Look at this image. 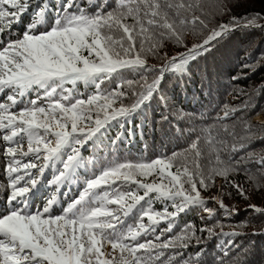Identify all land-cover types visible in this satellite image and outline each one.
<instances>
[{
  "label": "snow or ice",
  "instance_id": "snow-or-ice-1",
  "mask_svg": "<svg viewBox=\"0 0 264 264\" xmlns=\"http://www.w3.org/2000/svg\"><path fill=\"white\" fill-rule=\"evenodd\" d=\"M75 4L76 0H65L63 7L56 6L55 19H49L41 30L50 7L38 0L33 20L22 34L0 39V94L6 96L0 102V172L5 195L4 209L0 211V264H165L166 261L167 264H199V256L204 252L201 245L205 242L195 237L194 228L192 236L164 239V232L172 230L178 212L190 205L205 203L195 180L198 173L201 176L203 173L197 166L194 170L183 167L181 171L177 167L175 173L171 171L178 160L175 153L148 163H112L99 176L87 181L79 198L69 203L62 214H54L55 195L36 210L29 206V201L46 169L57 161L63 167L49 183L60 185L71 180L81 163L80 149L74 145H85L112 121L123 120L154 96H159L167 105L168 98L160 91V81L166 72L185 70L189 61L210 52L227 33L238 27H260L255 23L259 17L241 25L233 16L229 23L218 25L207 38L193 43L186 52L165 56L162 66L157 67L148 64L147 57L161 45L145 48L148 33L159 41L167 39L180 44L189 23L188 13L195 11L194 5L179 0H122L119 7L106 14L104 6L99 4L96 7L100 10L89 15L82 8L72 11ZM223 7L227 9L228 4ZM31 8L32 0H0V37L20 23ZM129 19L133 23H127ZM191 22L205 27L204 21L194 14ZM124 71L141 76V87H146L130 107L114 108L113 104L124 97V91L102 89L101 83L121 77L122 83L117 89L133 88L131 80L123 81ZM148 75L152 76L150 83ZM78 82L95 85L97 94L89 95L86 100L76 98ZM69 84L72 87H66ZM32 91L36 92V99L25 103L26 93ZM41 100L44 103H38ZM18 105L24 107L14 111ZM93 114L94 127H89ZM229 116L225 111L222 119ZM25 141L27 150H24ZM66 148L71 154H66ZM190 148L199 158L198 144L193 142ZM65 155L66 160L62 159ZM256 163L264 168V157ZM242 166L243 161L229 162L218 174L227 176ZM138 176H154L161 182H144ZM198 183L207 187L204 178ZM185 184L190 187L185 188ZM124 185L143 189V195L122 190ZM233 186L244 194L239 185ZM151 193L171 201L176 211L154 212L150 207L141 208L138 226L128 225L125 230L126 218L141 201L151 199ZM177 200L180 202L176 203ZM249 208L264 214V207L253 204ZM225 211L235 214L231 209L225 208ZM145 217L148 225L142 222ZM162 221L167 222L168 228L155 235L156 242H141L142 236L156 233ZM200 231L214 235L211 228ZM193 237L200 250L195 260H185L178 249L192 246ZM168 251L175 252L176 258L167 256Z\"/></svg>",
  "mask_w": 264,
  "mask_h": 264
},
{
  "label": "trees",
  "instance_id": "trees-1",
  "mask_svg": "<svg viewBox=\"0 0 264 264\" xmlns=\"http://www.w3.org/2000/svg\"><path fill=\"white\" fill-rule=\"evenodd\" d=\"M37 2L38 0H32V8L21 22L6 31L0 39L22 34L25 26L33 20ZM40 2L50 7L44 25L41 26L43 30L49 19H55V7L59 2L63 7L65 0ZM121 2L122 0H76L72 11L82 8L87 14L94 15L100 10L96 6L102 4L106 14L119 7ZM179 2L190 3L195 9L194 13L191 10L188 13L189 23L183 30L182 42L177 44L174 40L167 39L159 41L149 32L145 48L157 43L161 48L148 54V64L161 67L165 56L186 52L193 43H201L202 39L207 38L218 25L229 23L233 16L237 17L241 25L258 16L255 23L260 27H238L227 33L210 52L189 61L185 70L166 72L160 81V91L168 98L167 105L159 96H154L123 120L112 121L85 145H74L80 149L81 165L75 170L71 180L53 185L49 183L52 178H46L45 188H42L39 198L31 200L30 207L33 210L39 209L47 199L55 195L54 214H62L69 203L79 198L87 181L99 176L112 163H148L175 153L178 160L173 163L171 171L175 173L177 167H181V171L183 167L194 170V166H197L200 173H203V176L198 173L195 180L205 203L193 204L183 212H178L173 220L172 230L164 232V239L192 236L191 229L194 228L195 237L205 242L201 245L204 252L199 256V264H264V214L249 208L253 204L264 207V168L256 163L264 157V0ZM225 4H228L227 9L223 7ZM193 14L204 21L205 27L191 22ZM127 23L131 24L133 21L129 19ZM113 35L119 38L117 34ZM122 79L131 80L133 88L117 89L122 83L121 77H113L101 83L102 89L124 91V97L113 104L114 108L130 107L146 87H141L142 77L134 72L124 71ZM151 80L152 76L148 75L147 81L150 83ZM66 87L72 86L69 84ZM75 87L78 99L86 100L89 95L97 94L93 84L78 82ZM5 99V94H0V102ZM33 99H36V92L26 93L25 103ZM38 103L44 102L41 100ZM23 107L24 105H18L13 110L18 111ZM225 111L230 113L228 119H222ZM256 117H261L262 120H256ZM94 120L93 114L89 127H94ZM193 142L198 144L199 158L190 148ZM66 154H71V150H67ZM62 159L66 160V155ZM241 161L243 166L238 171L229 172L227 176L218 174L220 168L229 166V162L235 164ZM62 167V163L57 161L51 166L52 175L49 177L58 175ZM201 178L206 180L207 187L199 185ZM137 179L148 183L161 182L154 176H138ZM3 185V174L0 172V211L4 209ZM233 185H239L244 194L241 195ZM189 187L185 184V188ZM122 190H132L143 195V189L137 190L134 185H124ZM150 197L151 199L141 201L137 209L126 218L125 230L128 225L138 226L141 208L147 210L150 207L154 212L176 211L171 201L160 199L155 193H151ZM179 202L177 200L176 203ZM225 208L233 210L235 214L225 211ZM142 222L149 224L147 217ZM167 228V222L162 221L157 226L156 233L142 236L141 242H156L155 235ZM201 228H211L214 235L210 236L207 231L201 232ZM221 232L239 234L219 235ZM229 241L233 243L230 244ZM190 243L192 246L189 248L178 249L185 260H195V254L200 250L196 247L194 237ZM166 255L176 258V253L172 251H168Z\"/></svg>",
  "mask_w": 264,
  "mask_h": 264
},
{
  "label": "rangeland",
  "instance_id": "rangeland-1",
  "mask_svg": "<svg viewBox=\"0 0 264 264\" xmlns=\"http://www.w3.org/2000/svg\"><path fill=\"white\" fill-rule=\"evenodd\" d=\"M34 1H36V0H33V2ZM60 5V2H59V4H58V6ZM256 120H262L261 119V117H256L255 118ZM24 150H27V143H25L24 144ZM67 150H69L68 148H66L65 149V152L67 151ZM81 165V164H80ZM52 170H51V167H49L48 169H46V171H45V173L43 174V176H42V178H41V180L43 181L44 180V178H53V177H49L50 175H52ZM37 192H36V190H35V188L33 189V191H32V194H31V197L33 196V195H35ZM4 201H5V199H4ZM4 204V203H3Z\"/></svg>",
  "mask_w": 264,
  "mask_h": 264
}]
</instances>
